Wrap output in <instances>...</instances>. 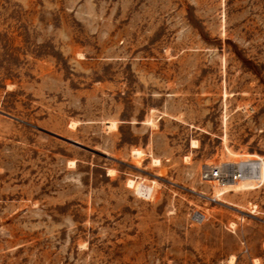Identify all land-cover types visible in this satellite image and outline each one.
<instances>
[{
  "label": "rangeland",
  "instance_id": "1",
  "mask_svg": "<svg viewBox=\"0 0 264 264\" xmlns=\"http://www.w3.org/2000/svg\"><path fill=\"white\" fill-rule=\"evenodd\" d=\"M0 264H264V0H0Z\"/></svg>",
  "mask_w": 264,
  "mask_h": 264
},
{
  "label": "bare ground",
  "instance_id": "2",
  "mask_svg": "<svg viewBox=\"0 0 264 264\" xmlns=\"http://www.w3.org/2000/svg\"><path fill=\"white\" fill-rule=\"evenodd\" d=\"M116 127L115 121H109L107 122L106 125V130L112 131ZM195 147V146H193ZM154 162H158L157 160H154ZM155 164V163H154ZM153 164V165H154ZM158 164V163H157ZM218 165L220 167L222 166H227L231 165L232 170L234 171L235 174H238V177L236 180L231 181V180H221V179H213L210 182V185L213 190V196L215 198H219L222 194L229 192V191H238L240 188V184L242 183L243 179L247 177L249 174L250 170L252 169V165L248 161V159L243 156V155H237V154H232L228 158H221L218 162ZM221 170V169H220ZM222 171V170H221ZM231 172V171H230ZM215 178V177H212ZM131 186V182L128 183ZM202 219L205 218V215L201 213Z\"/></svg>",
  "mask_w": 264,
  "mask_h": 264
},
{
  "label": "built area",
  "instance_id": "3",
  "mask_svg": "<svg viewBox=\"0 0 264 264\" xmlns=\"http://www.w3.org/2000/svg\"><path fill=\"white\" fill-rule=\"evenodd\" d=\"M208 176L219 178L221 180L234 181L237 179L238 174H235L233 170L231 172L227 173L226 171H221L220 169H215L214 171L209 172Z\"/></svg>",
  "mask_w": 264,
  "mask_h": 264
}]
</instances>
